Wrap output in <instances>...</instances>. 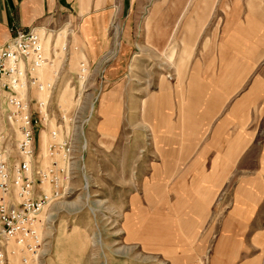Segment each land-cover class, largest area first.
Segmentation results:
<instances>
[{
	"label": "rangeland",
	"instance_id": "rangeland-1",
	"mask_svg": "<svg viewBox=\"0 0 264 264\" xmlns=\"http://www.w3.org/2000/svg\"><path fill=\"white\" fill-rule=\"evenodd\" d=\"M67 33L65 28L56 32L54 48L40 33L49 62L37 74L54 86L33 88L25 96L50 104L35 161L48 165L49 144L71 138L74 176L40 214L44 244L38 255L18 252L11 264H25L23 256L30 259L26 264H264V120L253 123L259 131L248 151L235 154L231 168L216 169L221 183L205 201L201 181H192L197 171L162 169V157L154 150L161 143L164 84L180 80L193 50L171 41L148 52L147 42H137L144 50L125 56L123 72L116 74L113 50L96 60L73 57L66 50ZM173 84L177 96L178 83ZM254 113L257 119L258 106ZM3 116L0 108V130H5L14 172L20 134ZM187 187L194 189L191 198ZM9 249H15L13 242Z\"/></svg>",
	"mask_w": 264,
	"mask_h": 264
},
{
	"label": "crops",
	"instance_id": "crops-1",
	"mask_svg": "<svg viewBox=\"0 0 264 264\" xmlns=\"http://www.w3.org/2000/svg\"><path fill=\"white\" fill-rule=\"evenodd\" d=\"M13 27L36 29L53 48L54 35L65 28L73 57L96 60L113 50L116 74H122L125 56L144 50L137 42H147L148 52L185 42L193 52L180 80L164 84L161 143L154 150L162 169L196 170L192 181H201L205 201L221 183L216 169L231 168L235 154L247 152L258 136L253 123L264 120V0H0V46ZM29 100L36 106L43 99ZM192 189L186 188L187 197L195 194Z\"/></svg>",
	"mask_w": 264,
	"mask_h": 264
},
{
	"label": "built area",
	"instance_id": "built-area-1",
	"mask_svg": "<svg viewBox=\"0 0 264 264\" xmlns=\"http://www.w3.org/2000/svg\"><path fill=\"white\" fill-rule=\"evenodd\" d=\"M10 39L0 46V108L3 119L15 125L20 134L17 151L20 161L10 169L6 133L0 130V264H11L18 252L38 255L44 244L40 235V214L46 206L62 196L64 184L74 176L75 146L71 138L55 140L48 146L52 161L39 165L35 159L36 133L49 117L48 101L36 106L25 96L32 88L53 87L43 82L37 70L49 62L40 32L34 28H11ZM83 71L86 67L82 65ZM56 138L57 131L52 130ZM44 184H50L47 191ZM13 242L15 249H9ZM29 262L28 256L22 257Z\"/></svg>",
	"mask_w": 264,
	"mask_h": 264
},
{
	"label": "bare ground",
	"instance_id": "bare-ground-1",
	"mask_svg": "<svg viewBox=\"0 0 264 264\" xmlns=\"http://www.w3.org/2000/svg\"><path fill=\"white\" fill-rule=\"evenodd\" d=\"M84 72H85V71H84ZM67 97H68V96H67ZM63 100H64V99H63ZM69 101H70V100H69ZM67 105L69 106V104H67ZM44 185H45V184H44ZM44 185H43V186H44ZM9 245H10V244H9Z\"/></svg>",
	"mask_w": 264,
	"mask_h": 264
}]
</instances>
